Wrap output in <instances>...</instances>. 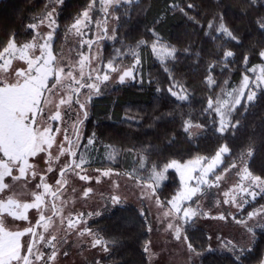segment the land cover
Returning <instances> with one entry per match:
<instances>
[{"label": "trees", "instance_id": "trees-1", "mask_svg": "<svg viewBox=\"0 0 264 264\" xmlns=\"http://www.w3.org/2000/svg\"><path fill=\"white\" fill-rule=\"evenodd\" d=\"M51 1L57 2L0 1V50L10 37H14L18 45L30 42L35 29L28 25H38L46 18V13L55 8L54 63L65 68L64 51L74 32L70 30L71 25L91 0H63L55 5H51ZM177 4L184 9L183 12L174 9ZM188 4L193 7L188 8ZM114 8L117 10L107 16L113 23L110 34L102 31V37H96V29H89L86 40L94 41L91 51L99 49L102 67L109 59L116 58L117 50L124 54L120 66L133 63L127 54L130 49H135L140 63L136 65L138 71L133 73L135 79L123 83L101 82L100 93L92 95L88 117L80 126L84 128L85 141L95 133V146L91 150L93 161L88 167L130 174L141 169L139 165L143 159L145 167L141 172L147 176L152 165L159 171L172 160L186 163L198 157L209 159L215 156L221 145L227 144L231 151L210 176L211 182L215 181L216 174L225 171L233 174L232 162L237 166L246 163L253 175L264 179V94L260 89H256L257 98L252 103L246 102L245 94V99L230 114V120L233 123L239 120V124L235 129L229 125L223 135L216 131L218 115L215 112L209 115L211 110H205L209 98L215 107L225 90L238 86L245 75H250L249 69L264 64V57L260 55L264 51V28L260 27L264 23V0H256L254 4L249 0H133L125 4L121 0V4ZM90 14L92 22L103 18L99 0L92 6ZM209 23L213 25L211 31ZM221 23L236 40H229L216 31ZM77 38L69 53L77 61L81 54L88 56L90 52L87 62L92 64L93 54L88 44L82 45L80 37ZM157 40L175 49L174 57L159 60L152 49ZM140 41L145 43L140 45ZM227 50L234 55L225 62L223 53ZM209 76L214 81L211 85L207 82ZM169 89L184 93L188 99L178 100ZM189 120L193 125H200L201 130L195 134L185 132L184 125ZM249 148L253 153L251 158L246 154ZM217 183L215 181V185ZM213 188H204L203 196L208 197L209 207L213 206L215 199ZM180 190L178 174L168 170L157 195L164 206H168L167 202ZM262 207L264 193L247 204L239 219ZM150 219L148 210L143 212L135 205H108L94 215L88 227L108 242L109 250L105 252L100 247H92V239L83 240L84 243L77 247L74 233L70 232L72 237H68V232H64L57 243L59 259L63 264H159V259H152ZM207 227L198 219L184 225L188 244L195 249V254L189 252L188 264H238L225 243L213 245ZM254 233V236L251 233L249 244L242 243L251 249L242 257L243 264L264 261V227L256 226ZM64 240L68 243H63ZM166 241L170 242L165 250H171L174 242L171 239Z\"/></svg>", "mask_w": 264, "mask_h": 264}, {"label": "snow or ice", "instance_id": "snow-or-ice-1", "mask_svg": "<svg viewBox=\"0 0 264 264\" xmlns=\"http://www.w3.org/2000/svg\"><path fill=\"white\" fill-rule=\"evenodd\" d=\"M97 2V0H91L88 7L75 18L74 22L71 25L70 30H74V34L83 37L86 35L81 29L82 26L86 27L85 21L91 23V17L89 15L92 6ZM125 4L132 3L133 0H123ZM256 0H249V3L254 4ZM57 3H63V0H57ZM101 5V10L107 14L109 7L116 5L117 7L121 4V0H99ZM188 8H192V4L187 5ZM175 10L181 12L184 11L178 4L174 5ZM117 10L116 8L113 11ZM55 8L46 13V18L48 20V27L52 29L51 32L46 34L44 43L39 45L40 55L39 56H29L28 52L30 49L35 48L37 45L35 43H26L22 47H17L14 37H10L7 41L6 46L0 50V153L3 155L0 156V193H3L5 189L13 187L11 183H5L6 177H11V181H27L29 175L31 178H35L37 173L35 171V165L29 163V158L36 156L40 152H47L48 157L45 160V163L48 164L47 171H53L52 161L58 160L60 156L65 154L69 155L73 159L65 161L59 170L60 179L55 181L56 185H63L67 183L65 173L69 170L74 172L76 175H79L81 180H89L90 178L87 175L81 174L77 169H81V166L86 163V159L83 154L76 159L77 152L80 151V130L79 125L83 123V119L87 118V112L84 110L86 108V100L82 101L79 99L80 90L87 88L88 92L86 93L87 99H90L93 94L100 93L99 84L103 81H107L110 78L111 72H118L119 81L123 83L126 78L135 79L133 75L134 71H138L136 65L140 63L139 55L135 49H130L127 53L131 56L133 63L129 64L126 67H121L123 60L121 59L122 53L117 50L116 58L109 59L106 64V68L110 71H104L101 73L100 69L94 68L92 70L95 75L91 73L88 74V79L85 80V73L83 71L85 62L88 61V56L81 54V59L79 60L80 74L79 77L73 75L74 68L69 65V70L65 72V68L61 67L60 64L54 63L56 57L52 55L51 52V40L53 38V33L57 27L56 19L54 16ZM187 15V13H185ZM118 19V17H113ZM43 23V19L39 21ZM100 25L97 24V27ZM29 28L35 29L37 24H29ZM261 28H264V23H261ZM209 30L211 31L213 25L209 23ZM104 31L107 32V28H104ZM217 32L223 33L225 37L229 40H236V37L231 31H229L223 23H221L216 29ZM39 35V33H37ZM115 38L114 36L112 37ZM216 39V37H213ZM87 43L89 50H91V45L94 41L91 40H82L81 44ZM145 41H140L139 44H144ZM139 47V45L137 46ZM153 51H157L156 44L152 45ZM167 55L174 57L175 49H161ZM234 53L230 50H227L223 53V59L225 62H228V58L232 57ZM264 57V51L260 53ZM13 59H20L26 62V69H16L14 71V79L10 78L7 73L11 68ZM247 57H245V61ZM255 71V69H251ZM55 76V80L52 82V87H49V79ZM63 80H69L70 83L67 87L70 90L69 94L66 97H60L57 109L61 105L68 104L69 110H71L72 96L76 95V103L79 104V114L75 120V123L72 128V134L69 136L66 132L64 140L67 143L68 147L65 148V145L62 143L59 145L58 154L53 157L52 153L48 150L51 149L54 142V134L50 124L40 129L39 126L33 127L37 124V114L43 113V108L41 107V98L45 99V103H48V97L45 93H53V90L56 89L57 85H60ZM258 81L254 88L248 89V94L246 96V102L252 103L257 98L256 89H260L261 93L264 94V68L260 69V75L256 77ZM208 84L211 85L214 83L211 76L208 77ZM249 77H244V87L241 88L239 93L231 96V107H229L228 102H221L220 100L216 101V106L214 107L212 98H209L207 101L206 111H209V115H212L215 112L219 116V126L216 129L221 135L228 131L229 125L232 129L239 124V120H236L234 123L230 120L229 114L234 111L235 106L240 105L241 100L245 99L244 89L248 88ZM173 96H176L178 100H187L188 97L185 94H180L169 89ZM58 94V93H57ZM227 108V112L224 110ZM247 110V109H245ZM29 113H31V119H29ZM61 119V113L57 110L54 114L48 116L49 121H59ZM215 122V121H214ZM192 121H186L184 125V131L188 132L189 128L193 127ZM195 127H200V125H195ZM56 132H59V128L56 129ZM95 143V133H93L87 139V144ZM86 148V146H85ZM230 148L227 144L221 145L215 156L211 158L210 162L206 165L204 161L207 158L198 157L195 161H189L187 164H181L176 160H172L169 163L165 164L163 168L157 171L155 165H152L149 168V176L144 183V189L142 190L143 196H148L149 198L156 195L157 187L159 186L160 181L166 178V172L169 168H174L180 174V180L182 183V189L180 192L173 197L172 200L167 203L171 204V209L166 211L164 215L167 217L173 211L178 214L177 218L180 219L183 223L189 222L193 217L197 215H206L200 208L197 203L196 207H193L191 204H187V201H191L192 197L195 196L198 192L201 191L202 185H207L212 187L215 185V181L220 180V175H215V181L210 182L207 177L210 173L214 172L215 166L222 162V156L224 154L230 153ZM247 157L251 158L252 149L247 150ZM6 158V159H5ZM243 161V156L240 157ZM236 163L232 162L230 167H236ZM140 167H145V162L141 160ZM13 168L18 172V175H13ZM227 170V169H226ZM111 170L104 171L102 174L107 176L110 174ZM198 172V176H194L193 173ZM241 176L242 180H247L251 182V185H254L256 188L260 189L261 193H264V179L260 176L253 175L247 168L246 163H243L241 171L238 173ZM195 180V186L190 182ZM154 185H156L154 187ZM26 186V185H25ZM218 186V185H215ZM36 189H43V194L39 191L32 192L34 197V202L32 203H21L17 198V192L15 188L13 192L8 197H0V214L7 212L8 215L12 216L16 220H27L26 215L27 211L31 208L37 209L39 213V220L35 225H30L24 228L22 231H10L4 223L2 215H0V264H37L39 261H43L44 264H48L49 261H54L57 255L55 250V245L51 244L49 240H46L43 234H37L36 229L43 227L44 231L47 232L50 224L52 223L51 216H45L44 211L45 205L44 194L56 196V193L52 191V185L47 182V178L44 175H41L40 181L34 186ZM240 190L246 195L251 196L254 200L258 193L256 191H250L248 188H244L243 185L240 186ZM92 191L91 188H88L84 191L83 195L87 196L88 193ZM225 197H229L231 202L241 211L243 206L249 203L248 200H242L240 203H236V197L232 196L230 192L224 193ZM113 204H119L120 197L113 196L111 198ZM158 206L164 207V204L159 200V197H156L154 201ZM229 199L224 200V203H229ZM52 215H56L60 210L56 208V205L53 203L52 206ZM182 213V214H181ZM264 213V207L260 209H255L252 212L247 214L246 218L236 219L235 216L232 217L238 224L247 225V221L253 219L257 215ZM83 213H80L77 219L83 217ZM90 215V214H89ZM143 215V213H141ZM223 220L225 217L223 215L218 217ZM182 224H174L169 222L166 225V230H172L175 238L179 240L181 238V229ZM256 226L264 227V218L258 222V225L247 226V232L252 233L254 236V229ZM69 228L75 227V224L70 219L68 223ZM150 230V229H149ZM87 232L89 235L93 236L92 247H100L102 251L107 252L108 242L99 237L98 234L92 233L90 229H84L80 234L84 235ZM30 234V241L25 242L24 245L21 244V238L25 235ZM39 240L48 246L52 247V252L47 255L45 258V253L36 246V240ZM187 240V237H184ZM56 236L51 235V241H55ZM226 247L234 253V258L238 264H243L242 257L251 251L250 248L245 247L242 243L233 244L231 241L226 242ZM22 248L24 249V254H21ZM188 249L192 252H195V249L191 244H188ZM145 251H148L145 248ZM66 254V253H65ZM264 264V261L261 262Z\"/></svg>", "mask_w": 264, "mask_h": 264}, {"label": "rangeland", "instance_id": "rangeland-1", "mask_svg": "<svg viewBox=\"0 0 264 264\" xmlns=\"http://www.w3.org/2000/svg\"><path fill=\"white\" fill-rule=\"evenodd\" d=\"M56 3L57 2H55V4ZM53 4L54 3L51 1V5ZM114 6L115 5H112L109 7L107 14L103 12L104 14L103 18L99 17L95 22H92V19H91V23H89L88 21H85V24L87 26L86 27L82 26L81 30L84 33H86V35H88L90 33L89 29L94 27L96 29L94 31V35L96 37H102L101 36L102 31H104V28L106 27L107 34H110L112 31L113 23L112 21L108 20L107 16L112 15V10ZM89 15L91 17L90 13ZM97 24H99L100 26L97 27ZM51 31L52 29L48 27L47 18L43 20L42 24L39 23L37 25V27L35 28L34 38L30 42H28V43H35L37 46L29 50L28 52L29 56L34 57V56L40 55L39 45L44 43L46 34ZM37 33H39V35H37ZM86 35H84L83 37L79 36L80 40L81 41L86 40ZM77 36L78 35H75L73 32L69 40L71 43H69L67 48H65V51H64L65 55L63 58L65 62V72L69 70V65H71L75 69L73 72V75L79 77L80 68H79L78 62L81 59V55L77 61H74L73 56L69 53V51L75 47V43L78 39ZM53 42H54V33H53V38L50 42L51 52H52V55L54 56ZM84 44H87V43H84ZM155 44L157 46V51L155 52L153 51V52L159 60L165 61L168 58L172 57V56L167 55L165 52L161 51V49H170L169 47L166 46V44H164L160 40H157ZM23 45L17 44V47H22ZM83 55H86V54L84 53ZM91 55L93 56L92 57L93 63L89 64L86 61L84 69H83L85 73V76H84L85 80L88 79L87 77L88 67H89V74L91 73L93 76L95 75V73H93L92 70L97 67L100 69L101 73H103L104 71H110L106 68V65L104 67L100 65L99 49L91 51ZM88 58L90 60V54H88ZM26 68H27V64L25 61L20 60V59H13L11 68L8 70L7 75L10 78L14 79V71L16 69H26ZM261 68H264V64L251 68V69H255V71H252L251 69H249L250 75L249 74L245 75L249 77V85H248V88L244 89V96L245 94H248V89L251 86H255L256 83L258 82L256 80V77L260 75ZM119 75L120 73L118 72H111L109 80L103 81L102 84L105 82L115 83L119 81V78H118ZM54 77L55 76L49 79L50 81L48 82V84L50 88L52 87L51 80L52 79L55 80ZM244 77L238 86H234V87H231L225 90L222 93L221 98L219 100L221 102L227 101L229 107H231V96H229V93H231L233 96L239 93L241 88L244 87ZM130 79L132 78H126L125 81H128ZM70 83L72 82L69 80H63L62 83L60 85H57L56 89L53 90V93L51 94L47 92L45 93V95L48 97L49 102L45 103V99L43 97L41 98V107L43 108V113L42 115L39 113L37 114V117H36L37 124L33 125L34 128L39 126L40 129L43 130L44 127L50 124L53 134H54V142H53L51 149H49L48 151L52 153L53 157H55L58 154V148L60 144L63 143L65 145V148L68 147L67 143L64 140V137H65L66 132L69 136H71L73 125L79 114V105L75 101L76 95L72 96L71 110H69L68 104L61 105L59 109H57V105L59 103L60 97H66L69 94L70 90L68 89L67 86ZM261 86L264 87V85H261ZM87 92H88V89L83 88V90H81V92L79 93V99L82 101L84 100L87 101L86 110H88L89 101L91 99V98L87 99L86 97ZM180 94H184V93H180ZM237 106H235V108ZM57 110H59L61 113V119L59 121H49L48 116L50 114H54ZM224 110L227 112V108H225ZM72 114L74 117H72ZM230 114H229V118H230ZM29 119H31V113H29ZM57 128H59V132H56ZM79 130H80L81 142H80V151L77 152L76 159H79L81 154H83L86 159V163L81 166V169H77V171H79L83 175H87L90 178L89 180L87 181L81 180L79 178V175H76L74 172L70 170L65 173V177H64L67 183L63 185H56L55 181L57 179H60L59 170L61 166L65 163V161L70 160V156L65 154L63 156H60L58 160H53L52 161L53 171L48 172L47 171L48 164L45 163V160L48 157V153L40 152L36 156L29 158V163L35 165V171L37 173L36 177L31 178V176L29 175V179L27 181H24L22 179L20 181H15V182L11 181V177H6L5 183H11L13 187L5 189L3 193H0V197L6 198L12 194L13 189L15 188L17 192V196L15 198H17L21 203H32L34 202V197L31 194L32 192L39 191L43 194V189H36L34 186L40 181L41 175L46 176L47 182L50 185H52V191L56 193V196L53 197L51 195L44 194L45 205L42 207H45L44 215L46 217L51 216L52 223L50 224L47 232L44 231L43 227H39L37 234L38 235L43 234L46 240H49L51 244L55 245V250L57 252L56 258L54 261H49L48 264H63L62 263L63 261L59 259V251L57 247V243L61 240L62 233L65 234L64 232H68L67 236L72 237L70 232H73L74 238L76 239L77 247H80L81 244L84 243L83 240H88V241L90 239L93 240V237L89 235L87 232H85L84 235H81L80 233L84 229H89L88 224L91 221V219L94 217V215L101 213L102 210L108 205H111V206L135 205L138 208H140V210H142L143 212L144 210H148V212L150 213V217H151L149 228L151 231L152 258H154L155 260L159 259V264H172V263L173 264H188V257H190L191 255L190 253L192 254H195V253L192 251L190 252V250L188 249V240L184 239V237L186 236L185 231H184V225L186 223H183L180 219H178L177 218L178 214H176L174 211L167 217L164 215L166 211H169L171 209V204H168V206H164V207L158 206L154 202L156 197H158L157 191H156V195L151 198H149L148 196H143L141 194L142 190L144 189V183L149 176V172L147 176L143 175L142 174L143 172L141 171L144 170V168H141L139 165L141 169H135L130 174L129 173H119V172L111 170L109 175L104 176L102 173L110 169L101 170V169L89 168L88 166L93 161L91 158L92 157L91 150L94 148L95 145L87 144V141H85L84 139L85 136H84L83 127L79 128ZM200 130L201 128L195 127V125L189 128V131L192 134H195L199 132ZM2 155L3 154L0 153V156ZM225 155L226 154L222 156V162H223V157ZM210 160L211 158L205 160L204 164L206 165L208 162H210ZM222 162H220L217 166H215L214 172L221 166ZM187 163L188 162L181 163V164L183 165ZM242 166L243 165H238L237 167H234L235 171L233 172V174L230 173L231 171H225L224 173H222L220 175L221 177L220 180L216 184L218 186H214V188L213 186L211 187L214 189V192H215V199L213 201L212 207L208 206V200H209L208 197L205 195L203 196L204 188L206 187L208 188L207 185H202L201 191L198 192L195 196H193L191 201H187L185 204V206H187V204H191L193 207H196L198 203L199 208L204 213H206V215H197L193 217L190 221L194 219H198L200 220V222H203L204 224L208 226L207 229H208V232L211 237V241L214 246L222 245V243L226 244V242L228 241H231L233 244H237L238 242L239 243L246 242V244H249L252 239V234L247 232V226L257 225L258 222L261 221L262 218H264V213H261L260 215H257L253 219L248 220L247 225L238 224L235 222V220L232 219L233 216H235L236 219H239V214L243 210L241 211L240 209H238L231 202L229 197H225L224 196L225 192H230L232 196H235L236 203H240L242 200H248L249 202L253 201L251 196L246 195L244 192L240 190L241 185H243L244 188H248L250 191H256L258 195L261 193L260 189L256 188L254 185H251L250 181L241 179V176L238 173L241 171ZM168 170L175 171L180 178L179 172H177L174 168H169ZM214 172L208 175L207 179L209 181H210V176ZM13 175H18V172L15 168H13ZM193 175L198 176L199 173L195 172L193 173ZM164 181L165 179L160 181L157 189L162 185ZM190 183L193 186H195V180H192ZM155 186L156 185H154V187ZM88 188H91L92 191L88 193L87 196H84L83 193ZM181 189H182V183H181ZM113 196H119L121 202L119 204H113L111 202V198ZM51 197H53V200H51ZM226 199H229L230 202L224 203V200ZM53 203L56 205V208L60 210L56 214L55 217L52 216L53 210L51 206ZM247 204L243 206V209L247 206ZM80 213H83L84 215L82 218L77 219ZM0 215H2L4 219V223L6 227L8 228V230L10 231H20L21 228L24 229L30 225H34L35 222L39 220V213L37 209L35 208H31L27 211L26 213L28 217L27 220H16L12 216L8 215L7 212H4L3 214H0ZM221 215H223L225 219L223 220L219 219L218 217ZM70 219L75 224V227L73 228L68 227V223ZM169 222H173L174 224H178V225L183 223V227L181 229V238L179 240L175 238V235L172 230H166V225ZM51 235L56 236L55 241H51ZM167 239H171V241L174 242V245L172 246L170 245L172 247L171 250H168V251L165 250L166 245L170 242V241L169 242L166 241ZM92 240L90 242L91 244H92ZM29 241H30V234L24 237L22 245H24L25 242H29ZM63 243L65 244L68 243V240H64ZM36 246L45 253V258L47 257L48 254H50L49 251L51 247L39 241L38 239L36 240ZM21 254L22 255L24 254L23 248L21 250ZM164 256H165V259H164L165 262H162ZM37 264H44V262L39 261L37 262Z\"/></svg>", "mask_w": 264, "mask_h": 264}, {"label": "water", "instance_id": "water-1", "mask_svg": "<svg viewBox=\"0 0 264 264\" xmlns=\"http://www.w3.org/2000/svg\"><path fill=\"white\" fill-rule=\"evenodd\" d=\"M104 33H106L105 31H104ZM105 36H106V34H105ZM99 40V39H98ZM89 54H90V52H89ZM87 74H89V67H88V71H87ZM82 90V89H81ZM81 90H80V92H81ZM76 99H77V96H76ZM86 112H87V110H86V108L84 109ZM87 117H88V112H87ZM87 119V118H86ZM86 119H83V122L86 120ZM80 126H81V124L79 125V128H80ZM71 159H73L72 157H70V160ZM51 200H53V197H51ZM38 221V220H37ZM37 221L35 222V224L37 223ZM34 224V225H35ZM38 231V228L36 229V232ZM30 239H31V237H30Z\"/></svg>", "mask_w": 264, "mask_h": 264}, {"label": "crops", "instance_id": "crops-1", "mask_svg": "<svg viewBox=\"0 0 264 264\" xmlns=\"http://www.w3.org/2000/svg\"><path fill=\"white\" fill-rule=\"evenodd\" d=\"M0 1H2V0H0ZM2 62H3V61H0V63H2ZM49 81H50V80H49ZM1 154H2V153H1ZM19 230H20V229H19ZM22 230H23V228H21V230H20V231H22ZM25 236H26V235H25ZM25 236H23V237L21 238V244H23V239H24V237H25ZM52 250H53V249H52V247H51V249H50V251H49V252L51 253V252H52ZM152 259H154V258H152ZM154 260H155V259H154ZM162 262H165V261H164V259H163V261H162ZM172 264H173V263H172Z\"/></svg>", "mask_w": 264, "mask_h": 264}]
</instances>
